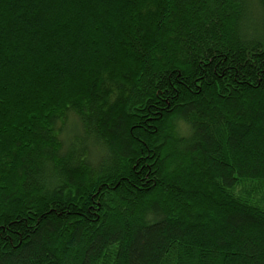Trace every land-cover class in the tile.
Masks as SVG:
<instances>
[{
    "label": "trees",
    "instance_id": "trees-1",
    "mask_svg": "<svg viewBox=\"0 0 264 264\" xmlns=\"http://www.w3.org/2000/svg\"><path fill=\"white\" fill-rule=\"evenodd\" d=\"M0 264H264V0H0Z\"/></svg>",
    "mask_w": 264,
    "mask_h": 264
}]
</instances>
